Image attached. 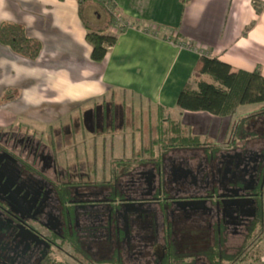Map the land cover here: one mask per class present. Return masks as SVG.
<instances>
[{
  "label": "flooded vegetation",
  "instance_id": "flooded-vegetation-1",
  "mask_svg": "<svg viewBox=\"0 0 264 264\" xmlns=\"http://www.w3.org/2000/svg\"><path fill=\"white\" fill-rule=\"evenodd\" d=\"M92 111L78 123L101 112L102 130L82 134L94 139L82 151L68 147L78 131L0 128V264H219L249 247L264 225V144L172 147L147 163L141 148L111 164L96 140L120 110Z\"/></svg>",
  "mask_w": 264,
  "mask_h": 264
},
{
  "label": "crops",
  "instance_id": "crops-1",
  "mask_svg": "<svg viewBox=\"0 0 264 264\" xmlns=\"http://www.w3.org/2000/svg\"><path fill=\"white\" fill-rule=\"evenodd\" d=\"M111 1L134 27L109 25L111 14L92 0L82 2V15L80 0H0V28L18 25L28 37L41 43L38 57L32 60L0 41V128L21 122L22 118L46 121L39 114L33 115L32 109L49 101H93L89 111L109 104L122 113L128 108L133 114L138 107L119 99V93L122 91L126 97L129 88L150 86H158L154 101L148 100L154 110L163 106L166 111L178 112V119H174L182 122L185 115L194 112L178 107L183 86L191 82L196 87L199 80L211 81L207 74H195L201 56L218 58L230 64L234 72L261 69L264 75L261 0ZM84 20L94 29L108 26L105 35L117 38L101 62L91 58ZM182 43L189 46L182 47ZM257 110L244 111V119L236 116V111L226 117L206 111L195 113H208L212 123L216 121L213 132L217 137L225 132V140L237 136L253 141L264 134V115L257 116ZM258 121L262 130L257 132ZM263 144L264 140L261 146L250 143V147L260 150ZM218 145L225 148L228 141Z\"/></svg>",
  "mask_w": 264,
  "mask_h": 264
},
{
  "label": "trees",
  "instance_id": "trees-1",
  "mask_svg": "<svg viewBox=\"0 0 264 264\" xmlns=\"http://www.w3.org/2000/svg\"><path fill=\"white\" fill-rule=\"evenodd\" d=\"M80 1V13L82 15V2L85 0ZM99 3L103 5L101 2ZM84 22L88 30L86 38L92 46L91 58L101 62L106 58L108 48L116 43L117 38L105 35L108 26L104 29H94L89 22L86 20ZM113 23L111 16L109 25ZM0 41L10 46L15 52L32 60L38 57L41 50V43L28 37L23 28L18 25H3L0 28ZM195 74H207L211 81L199 80L196 87L191 82H187L177 100L181 110L206 111L220 117H226L233 115L240 105L261 104L256 114L257 116L264 115V75L261 69H256L253 72L244 70L234 72L230 64L218 58L201 56L197 61ZM158 113L159 121L166 122L167 126L158 124V138L150 137L149 146L143 149L144 162L152 161L153 157L160 162L162 156L172 147L207 148L206 143L202 142L197 135L192 134L191 128L184 125L180 120H175L166 112L165 107H159ZM106 129L104 128V130ZM111 130L114 131L115 129L112 128ZM110 139L109 145L115 149L114 136H111ZM124 144L126 145L125 140ZM213 147L214 150H218L221 149L222 145L215 144ZM114 151L115 155L113 154L112 158L125 156L128 163L134 161L137 156L133 147L129 152L121 151V155L120 152ZM119 157L117 160L112 159L111 164L120 161ZM212 258L215 259L216 256ZM235 259L237 257L233 258V260ZM245 259L243 257L240 261Z\"/></svg>",
  "mask_w": 264,
  "mask_h": 264
},
{
  "label": "rangeland",
  "instance_id": "rangeland-1",
  "mask_svg": "<svg viewBox=\"0 0 264 264\" xmlns=\"http://www.w3.org/2000/svg\"><path fill=\"white\" fill-rule=\"evenodd\" d=\"M50 86H48L49 88ZM54 87V86H51ZM158 86H150L147 89L140 88L139 90L135 87L129 88L126 93V97L124 96L123 92L121 91L119 93V99L121 100H127V103L134 107H138V110H135V113L131 114L128 108L125 109L124 113L122 114L121 111H118L117 118L115 120L114 128L115 130L112 132L110 127H108V130L110 132H107L108 136H114L115 139H113L115 142V150L119 153L121 151H127L129 152L131 148L133 147V150L136 152L140 151L142 149H146L149 146V140L150 137L158 138V124L163 125L164 127L167 126L166 122H160L159 121V113L158 110H154L153 106L149 104L148 100L149 98L153 99V93H156V89ZM93 101H90L88 103H81V104H56L54 102H48L45 103L42 106H39L37 108L32 109L33 115L39 114L41 117H44L46 121H36L33 118H31L30 121H25V118H22L23 121L20 122L14 121L11 125L5 127L6 129L4 131L9 130H15V131H22V132H36L37 135H41V133H44V136L47 137L52 130L57 131H65V130H71V131H78L77 134V140L76 139H69L68 147L72 149L73 147L79 148L80 151H82L85 147H91L93 146L94 139H92L93 135L91 134H85L86 138L83 139L82 134L95 130V131H101L102 130V123L100 121L102 113H96V120L95 123H92V119L90 122H87L86 124L78 123L77 117H82L83 111L88 114H92V110H88L89 107H91L93 104ZM261 104H245L243 106H240L238 110L236 111V116L240 117V119H244L245 117L241 116V114L245 113L244 111H254L256 109H259L258 107ZM152 106V107H151ZM98 108V107H97ZM91 109V108H90ZM152 109V110H151ZM142 110V111H140ZM167 113H171L173 118L178 119V112H172V111H166ZM95 117V114H94ZM243 117V118H242ZM182 122H185L188 124V126L192 130V134L197 135L200 140L204 143H206L208 152L214 151L213 145L222 143V141H228V145L230 147L241 146L245 142H247V139H239L237 138H230L229 140H225V132L223 134H218L219 137L213 132L217 128V124L212 123V119L209 117L208 113L203 112L202 115L198 113H191L185 115V117L182 118ZM235 122V121H234ZM257 123V129L262 130V126L259 125L260 121ZM109 124V123H108ZM264 124V121H263ZM262 124V125H263ZM213 126V127H212ZM240 126H238L237 129H239ZM10 128V129H8ZM210 128L212 130L210 131ZM236 133V132H235ZM258 134V133H257ZM234 135V134H233ZM242 135V134H241ZM259 138L251 141V144L253 146L257 145L256 143H259L257 146L262 145L264 134H258ZM101 137L103 135H100ZM107 136V138H108ZM110 138V137H109ZM107 139V143L104 144L103 138H97V147L99 148V152L101 151L102 147L109 148V142L111 139ZM124 140L126 145L124 144ZM218 141V142H217ZM261 142V143H260ZM66 146L67 144L64 142L63 144ZM264 151V148H263ZM261 206H264L259 203ZM249 240H247V244L249 245L244 246L240 249L239 255L237 259L234 261H231V259L228 257L226 258L224 256L223 262L219 261V264H237V262L245 257L246 259L244 261H240L238 264H264V225L256 221L254 229L251 230L249 235ZM239 243L244 242V238L240 237L238 239ZM231 252V251H230ZM225 255V254H224ZM216 259V258H215ZM214 259V260H215ZM208 264H217V263H211L210 261Z\"/></svg>",
  "mask_w": 264,
  "mask_h": 264
},
{
  "label": "built area",
  "instance_id": "built-area-1",
  "mask_svg": "<svg viewBox=\"0 0 264 264\" xmlns=\"http://www.w3.org/2000/svg\"><path fill=\"white\" fill-rule=\"evenodd\" d=\"M98 2L103 3L104 7L108 10V12L111 14L113 17V24L116 28L119 29H125V28H131L134 27L133 23L123 17L121 12L117 9V7L113 4L111 0H95ZM262 3H264V0H261ZM182 47H188V44H181Z\"/></svg>",
  "mask_w": 264,
  "mask_h": 264
},
{
  "label": "water",
  "instance_id": "water-1",
  "mask_svg": "<svg viewBox=\"0 0 264 264\" xmlns=\"http://www.w3.org/2000/svg\"><path fill=\"white\" fill-rule=\"evenodd\" d=\"M193 202H187V203H185L186 205H191Z\"/></svg>",
  "mask_w": 264,
  "mask_h": 264
}]
</instances>
